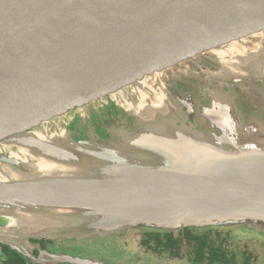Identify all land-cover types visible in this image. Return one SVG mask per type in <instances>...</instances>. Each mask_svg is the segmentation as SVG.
Returning <instances> with one entry per match:
<instances>
[{
	"label": "water",
	"instance_id": "1",
	"mask_svg": "<svg viewBox=\"0 0 264 264\" xmlns=\"http://www.w3.org/2000/svg\"><path fill=\"white\" fill-rule=\"evenodd\" d=\"M206 52L264 77V0H0V245L34 264H103L32 241L264 229V143L188 116L167 92L111 140L40 131L106 93L152 94V73Z\"/></svg>",
	"mask_w": 264,
	"mask_h": 264
},
{
	"label": "flooded vegetation",
	"instance_id": "2",
	"mask_svg": "<svg viewBox=\"0 0 264 264\" xmlns=\"http://www.w3.org/2000/svg\"><path fill=\"white\" fill-rule=\"evenodd\" d=\"M258 40L248 38L252 43ZM222 56L230 57L229 53ZM230 63L214 52L197 55L152 73L148 78L156 90L152 94L135 87L118 94L106 93L62 115L59 122L54 118L48 124L42 123L40 131L44 135L47 129L54 134L59 132L80 142L111 140L121 136L123 129L134 131L138 117L145 118L144 114L138 116L137 111L159 104L153 96L161 97L167 92L188 116L200 118L244 143H264V77L250 74L253 71L245 72L246 68L239 62ZM257 232L264 229L244 222L179 229L136 226L111 235H98L113 236L121 258L112 260L101 254H84L80 258L98 259L103 264H262L264 244L260 239L264 238ZM63 242L35 243L51 253L72 256ZM2 250L0 247V252ZM34 254L40 255L38 250ZM11 257L9 252L3 251L0 264H9ZM17 261L18 264H34L22 255Z\"/></svg>",
	"mask_w": 264,
	"mask_h": 264
},
{
	"label": "rangeland",
	"instance_id": "3",
	"mask_svg": "<svg viewBox=\"0 0 264 264\" xmlns=\"http://www.w3.org/2000/svg\"><path fill=\"white\" fill-rule=\"evenodd\" d=\"M176 72L177 71L175 70L174 73ZM0 224L1 225L3 224L1 220H0ZM243 231L246 230L244 229ZM47 233L54 234V232H47ZM257 233L260 237L264 238V232H257ZM260 241L261 243L264 244V239H260ZM49 242H53V241H49ZM54 242H58V241H54ZM33 243L36 244L35 242ZM63 243L65 245L64 248L68 252H70L72 256H76L77 258L82 257V255L84 254H90V255L101 254L102 256L108 257L112 260L115 258L122 257V254L118 253L119 250L117 248L119 245L116 243L115 238L113 236H97L96 238H88V239L75 240V241L68 240V241H64ZM2 252H0V256ZM262 264H264V258L262 260Z\"/></svg>",
	"mask_w": 264,
	"mask_h": 264
},
{
	"label": "trees",
	"instance_id": "4",
	"mask_svg": "<svg viewBox=\"0 0 264 264\" xmlns=\"http://www.w3.org/2000/svg\"><path fill=\"white\" fill-rule=\"evenodd\" d=\"M32 242H37V241H32ZM0 247L3 249V251L5 252H9L12 257L10 258L9 264H18L19 261H17V258L19 256H21L19 253H17L16 251L11 250L9 247L4 246V245H0Z\"/></svg>",
	"mask_w": 264,
	"mask_h": 264
},
{
	"label": "bare ground",
	"instance_id": "5",
	"mask_svg": "<svg viewBox=\"0 0 264 264\" xmlns=\"http://www.w3.org/2000/svg\"><path fill=\"white\" fill-rule=\"evenodd\" d=\"M13 155H14V157H21V158H23L24 157V155H25V153H20L19 155L18 154H16L15 152H11ZM25 159L27 158V155H26V157H24Z\"/></svg>",
	"mask_w": 264,
	"mask_h": 264
}]
</instances>
